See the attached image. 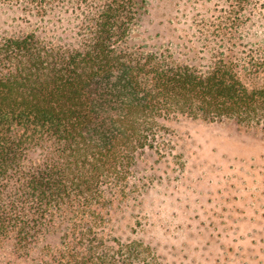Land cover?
Listing matches in <instances>:
<instances>
[{
  "label": "trees",
  "instance_id": "16d2710c",
  "mask_svg": "<svg viewBox=\"0 0 264 264\" xmlns=\"http://www.w3.org/2000/svg\"><path fill=\"white\" fill-rule=\"evenodd\" d=\"M251 1L232 0L203 69L131 42L147 0H0L23 14L0 34V252L163 264L109 227L110 210L136 191L141 158L171 144L170 119L264 127V77L249 83L262 59L235 50Z\"/></svg>",
  "mask_w": 264,
  "mask_h": 264
},
{
  "label": "rangeland",
  "instance_id": "374dc122",
  "mask_svg": "<svg viewBox=\"0 0 264 264\" xmlns=\"http://www.w3.org/2000/svg\"><path fill=\"white\" fill-rule=\"evenodd\" d=\"M147 3L131 42L205 69L220 46L214 28L232 0ZM239 15L246 24L235 50L262 59L261 72L249 80L261 82L264 0H252ZM22 17L0 5V34L13 31ZM166 125L171 144L141 158L131 180L137 189L114 203L109 227L149 245L163 264H264V127L185 116ZM8 252H0V264H25Z\"/></svg>",
  "mask_w": 264,
  "mask_h": 264
}]
</instances>
